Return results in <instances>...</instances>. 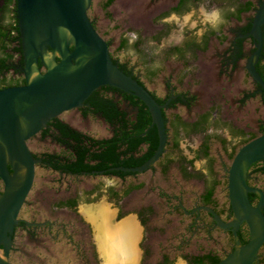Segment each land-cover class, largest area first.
<instances>
[{
    "label": "flooded vegetation",
    "instance_id": "flooded-vegetation-1",
    "mask_svg": "<svg viewBox=\"0 0 264 264\" xmlns=\"http://www.w3.org/2000/svg\"><path fill=\"white\" fill-rule=\"evenodd\" d=\"M106 2L103 1V9ZM3 5L4 0H0V20L3 18L6 26L10 22L15 25L16 2L9 6L8 13L2 12ZM124 8L121 31L113 41L100 31L94 19L90 20L108 43L113 62L145 87L161 106L167 136L164 153L152 168L141 173L119 170L125 167L80 173L53 168L56 158L51 160V156H58L62 165L75 161L68 160L73 144L61 141V138H68L63 137L57 123L85 137L83 145L90 148V153H99V145L94 143L112 140L120 128L129 130L132 123L138 122L139 106L127 96L136 97L118 89L114 91L116 88L110 86L99 88L78 109L49 121L27 142L28 146L32 142H38V145L49 140L60 153L37 155L31 152L34 159L40 160L36 168L42 166L56 173L61 180L99 178V184L85 183L81 190L70 185V190L66 188L59 193V199L47 197L44 200L41 194L37 193L35 197L30 193L17 223L7 234L10 241L7 262L99 264L105 251L101 229L106 226L113 229L115 226L111 222L118 223L127 214H133L142 228L138 264H169L177 255L185 264H218L235 254L241 260L237 264H264V240L251 257L244 253L239 255L240 249L252 241L254 232L246 218H238L228 187L230 166L238 150L264 134V88L248 70L252 60L255 71L263 80L259 69L264 70V22L258 56V40L253 27L259 11L264 9V0H124ZM214 9L220 10L223 18L215 28L206 19V14ZM191 12L181 38L169 42L167 38L177 27L174 20ZM194 19L196 22L192 25ZM11 28L5 29V33L14 36ZM123 43L124 48L120 51ZM6 46L5 50H13L16 42ZM131 51L136 56L135 62L119 59L120 53L130 55ZM0 54L1 58L3 55ZM19 61L20 57L14 56L9 71L0 74V79H10L5 85L0 84V90L25 84L23 56L21 65ZM20 67L21 73H16ZM39 69L45 70L41 62ZM147 83H156V90H150ZM108 88L112 90L108 91ZM106 116L113 117L108 120ZM93 122H97L96 131ZM151 125L152 118L150 128H153ZM183 137L197 138L196 147L189 146L192 156L181 150ZM124 149L120 147L118 152ZM147 149L148 145L142 143L133 156L142 157ZM176 154L177 157L172 158ZM124 158L120 155V159ZM198 160L203 163L201 169L195 166ZM96 162L85 160L89 165ZM172 169L176 171L174 176H170ZM112 171L131 175L120 177L109 173ZM129 178L134 180L133 184L128 182ZM112 180L120 182L122 190H116ZM244 180L250 190L245 191L248 202L253 208H259L264 221V159L247 168ZM104 181H108L106 189L100 190ZM187 182L192 183L191 188L187 189ZM3 190L4 183L0 179V195ZM103 191L108 206H92L91 201ZM50 193L56 196L55 192ZM35 202L41 203L43 212L40 215L35 212L39 210V206L34 208ZM81 206L86 208L82 211ZM26 207L30 209L24 217L22 212ZM108 210L116 212L111 214ZM103 216L106 223H103ZM130 221L135 224L138 235L136 223ZM94 229L99 233L97 240L102 252L93 236ZM149 230H153L152 235L146 234ZM173 240L178 241L177 246ZM137 241L138 236L132 244L134 257L136 255L134 263L139 254ZM3 250L1 245L0 253Z\"/></svg>",
    "mask_w": 264,
    "mask_h": 264
},
{
    "label": "water",
    "instance_id": "water-1",
    "mask_svg": "<svg viewBox=\"0 0 264 264\" xmlns=\"http://www.w3.org/2000/svg\"><path fill=\"white\" fill-rule=\"evenodd\" d=\"M92 2L16 0L25 84L0 90V179L4 183V192L0 195V246L4 247L0 264H11L7 262L10 248L7 234L17 223L32 191L36 164L40 163L34 159L27 142L49 121L78 109L99 88L110 86L132 94L145 105L152 118L151 126L156 127L159 137L158 147L147 162L140 167L119 170L141 173L152 168L164 153L167 136L161 106L145 87L113 62L108 43L90 20L88 12ZM263 13L264 9L259 11L253 27L258 40L256 56L262 47ZM39 62L44 65V71L39 69ZM248 70L264 88L252 60ZM263 159L264 134L243 145L230 166L228 187L232 205L238 218H246L254 232L252 241L240 249L239 255L251 257L264 240L263 217L259 208L249 204L245 191L250 190L244 180L247 168ZM240 261L235 254L218 264Z\"/></svg>",
    "mask_w": 264,
    "mask_h": 264
},
{
    "label": "trees",
    "instance_id": "trees-1",
    "mask_svg": "<svg viewBox=\"0 0 264 264\" xmlns=\"http://www.w3.org/2000/svg\"><path fill=\"white\" fill-rule=\"evenodd\" d=\"M114 0H107L104 4V9L106 10ZM16 0H4V5L2 7V12H9V6L11 4H15ZM16 8V5L14 6ZM17 20L15 21V25L11 24V22L6 26L3 18L0 20V52L2 53V57L0 58V74L4 75L10 69V60L14 56L20 57L19 64H22V47L21 41L19 39V29L17 27ZM14 25V26H13ZM7 27V28H5ZM12 27V28H11ZM14 31V36H9L6 34L5 29ZM13 41L16 42V46L13 50H5L6 44H10ZM124 48V43L120 46L119 50ZM8 51V52H7ZM41 66V65H40ZM16 73H21V67L16 71ZM259 73L261 74L264 80V70L259 69ZM112 90V88H108V91ZM114 91H118L117 89H113ZM129 97L132 102L139 106V118L137 123H132L131 129L123 130L120 128L117 132V135L114 139L109 141H102L98 143H94L99 145V153L94 151L90 153V148H87L83 145L85 137L78 133L71 132L66 126L57 123V128L62 132L63 137L68 138V140H64L61 138L62 142L72 143V152L69 156L68 160H74V162L62 165L59 163V157L51 156V160L56 158V161L52 164L55 170H60L63 172H71V173H80V172H93V171H106L109 168H116V167H125V168H133L143 165L147 160H149L153 154L155 153L158 144H159V137L156 130V127L150 128L151 124V117L146 109L145 105L137 98L132 96ZM110 102L109 100H107ZM111 103V102H110ZM106 115V114H104ZM118 114L116 113L114 117L116 118ZM107 119H111L112 117L106 116ZM148 132L145 136L141 137L140 135L145 132ZM73 133V134H72ZM83 138V139H82ZM148 145V151L142 157H134L133 153H136L138 147L142 144ZM120 147H125L124 151L118 152ZM120 155H124V159H120ZM88 159L89 161H97L94 165H89L85 163V160ZM113 175H119L120 177H125L131 175L130 173H125L121 171H112L109 172Z\"/></svg>",
    "mask_w": 264,
    "mask_h": 264
},
{
    "label": "rangeland",
    "instance_id": "rangeland-1",
    "mask_svg": "<svg viewBox=\"0 0 264 264\" xmlns=\"http://www.w3.org/2000/svg\"><path fill=\"white\" fill-rule=\"evenodd\" d=\"M104 0H93L92 5L89 9V17L94 19L95 22L98 25V28L100 29V31H102L103 33H105L107 35V39L113 41L117 35V33H120L121 31V25L122 23L120 22L121 18H124L125 16V8H124V0H116L113 5L108 9H103L102 4H103ZM108 11V13H107ZM209 11H211L209 9ZM114 14V15H113ZM123 14V15H122ZM112 15V17H111ZM192 12L183 15L181 18H177L174 21L177 23L176 26L174 27L169 35V37L167 38L169 40V42L174 41L175 39H180V35L182 33V30L184 28L185 25H187V23H189V19L191 18ZM196 22V20L194 19L192 22V25ZM120 27V28H118ZM118 28V29H117ZM201 32V29L198 30V33ZM166 41V40H165ZM114 46H112L113 48ZM153 51V50H151ZM1 56V54H0ZM119 59H129V61L135 62L136 61V56L134 54L133 51L130 52V55H126L124 52L119 54ZM8 79V78H7ZM5 81H10V79L6 80V78H2L0 79V84L5 85L6 82ZM158 83V82H156ZM156 83L152 84V83H147V87L150 90H156ZM184 113V112H183ZM258 115H260L258 113ZM94 127L93 129L97 128V122H93ZM96 131V129H95ZM196 142H197V138H181L180 140V147L181 150H183V153L187 156H192L189 152V146L191 148H195L196 147ZM38 142H32V144H30V150L32 153L37 154V155H41L42 153H55V154H59L60 150L59 148H57L51 141L47 140L46 142H40L38 145H36ZM190 154V155H189ZM176 155H173L172 158H176ZM195 166L197 169H201L203 166V163L198 160L195 162ZM176 174V171L174 169H172L170 176H174ZM99 178H95V179H86V178H81L79 180L77 179H69V178H64L63 180L58 179V177L56 176V173L49 171L48 169L42 167V166H38L36 168V177H35V183H34V188L31 192V195L35 196L37 193L41 194V196L43 197L44 200H46L47 197H49V200L54 199V198H58L61 196L59 193L62 190H65L66 188H68L67 190L71 189V186H73L76 190H81L84 188V184L85 183H90L92 185L95 184H99ZM129 183L133 184L134 180H132V178H129L128 180ZM106 183H108V181H104V183L100 186V190H105L106 188ZM112 184L114 186V188L116 190H122L123 187L121 186V183L116 181V180H112ZM187 189L192 186L191 182H187ZM71 185V186H70ZM125 188V187H124ZM55 192L56 196H54V194H49V192ZM36 197V196H35ZM106 200V194L105 192H100V194L98 195V197L95 200H92V206L95 205H106L108 206L107 203H105L104 201ZM34 208L36 206H39V210H36L35 212L37 213V215H40L41 212H43L42 210V206L40 202H35V204L33 205ZM91 207V206H90ZM86 208V206H81V210L83 211ZM29 209L30 207H26L23 210V215L24 217L26 215H28L29 213ZM130 215L127 214L126 217ZM156 229V228H155ZM163 230V229H161ZM153 230H149L146 234L147 235H152ZM155 232V231H154ZM158 233V232H155ZM163 234V231L161 232ZM95 231L93 230V236L95 238ZM148 237H146L147 239ZM175 241V240H173ZM176 243L174 244L175 246L178 245V241H175ZM147 245V244H146ZM164 247V246H163ZM101 264V263H99ZM169 264H185V262L183 261V258L180 255H177L176 258L174 260H172Z\"/></svg>",
    "mask_w": 264,
    "mask_h": 264
},
{
    "label": "bare ground",
    "instance_id": "bare-ground-1",
    "mask_svg": "<svg viewBox=\"0 0 264 264\" xmlns=\"http://www.w3.org/2000/svg\"><path fill=\"white\" fill-rule=\"evenodd\" d=\"M102 220L103 223H106L105 216L102 217ZM119 226H115L113 229L106 226L100 231V234L103 237L102 245L105 248L104 252L107 255L105 264L134 263V250L132 244L137 235L136 226L133 222H126L124 226ZM116 254H119L118 257H116Z\"/></svg>",
    "mask_w": 264,
    "mask_h": 264
},
{
    "label": "crops",
    "instance_id": "crops-1",
    "mask_svg": "<svg viewBox=\"0 0 264 264\" xmlns=\"http://www.w3.org/2000/svg\"><path fill=\"white\" fill-rule=\"evenodd\" d=\"M99 206V205H98ZM99 207H105L106 208V206L105 205H100ZM98 208V207H97ZM96 208V209H97ZM108 212L109 213H115L116 212V210H112V211H109L108 210ZM126 220H129V221H127V222H131L130 220H132V221H134L135 223H136V225H137V227H138V241H137V245H136V249H137V251H138V259H137V262L136 263H133V264H138L139 263V259H140V256H141V252H140V250H139V248H138V245H139V242H140V239H141V236H142V228L140 227V225H139V223H138V221L136 220V217L133 215V214H130V215H128L127 217H125V218H123L121 221H119L118 223H110L112 226H116V225H119L120 223H122V222H124V221H126ZM126 223V222H125ZM135 225V224H134ZM120 226H124V224L122 225H120ZM119 226V227H120ZM94 231H95V239H96V242H97V244H98V247H99V250H100V243L98 242V240H97V234H98V236H99V233H98V231L96 230V229H94ZM137 236V235H136ZM103 237H101V239H102ZM136 239V238H135ZM134 239V240H135ZM102 241V240H101ZM101 251V250H100ZM102 252V251H101ZM107 256V255H106ZM106 256L104 255V253L102 252V262H101V264H105L106 263ZM135 259H136V255H135V257H134V261L133 262H135Z\"/></svg>",
    "mask_w": 264,
    "mask_h": 264
},
{
    "label": "clouds",
    "instance_id": "clouds-1",
    "mask_svg": "<svg viewBox=\"0 0 264 264\" xmlns=\"http://www.w3.org/2000/svg\"><path fill=\"white\" fill-rule=\"evenodd\" d=\"M206 19L211 22L214 28L223 22L220 10L218 9H214L211 13L206 14Z\"/></svg>",
    "mask_w": 264,
    "mask_h": 264
}]
</instances>
